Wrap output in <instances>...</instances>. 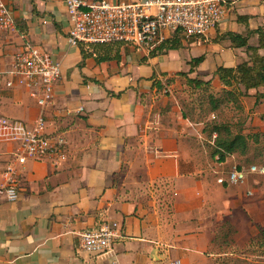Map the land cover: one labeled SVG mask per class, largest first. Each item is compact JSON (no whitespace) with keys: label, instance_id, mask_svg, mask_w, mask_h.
Wrapping results in <instances>:
<instances>
[{"label":"crops","instance_id":"crops-1","mask_svg":"<svg viewBox=\"0 0 264 264\" xmlns=\"http://www.w3.org/2000/svg\"><path fill=\"white\" fill-rule=\"evenodd\" d=\"M3 1L15 24L0 29V116L31 123L39 112L27 90L6 86L13 55L34 46L48 62L61 65L44 116L47 130L61 133L67 144L57 163L27 160L18 166L16 201L0 194V264H169L174 259L216 264V258L227 256L207 252L214 237L207 230L211 218L202 213L218 201L226 203L216 207L220 216L239 206L240 198L217 178L225 176L223 165L233 163L232 168L242 157H211L199 140L206 135L203 127L182 116L183 106L170 87L179 71L222 87L216 68L235 67L248 53L214 38L226 31L244 34L246 27L264 32V0H226L227 14L215 28L206 37L183 38L178 49L148 57V51L128 44L120 48L118 61L98 62L90 55L81 67L80 48L68 41L63 0ZM238 15L246 19L238 21ZM172 34L166 31L165 37ZM197 42L203 52L194 57H205L188 72L193 57L181 56L180 49ZM249 44H257L256 35ZM162 58L169 64L159 68ZM255 91L238 95L244 99L242 114L248 113V99L250 106L263 108L264 100L255 102ZM14 149L0 130V184ZM167 201L172 209L166 211ZM106 221L120 226L112 246L99 255L79 249L78 233Z\"/></svg>","mask_w":264,"mask_h":264},{"label":"built area","instance_id":"built-area-1","mask_svg":"<svg viewBox=\"0 0 264 264\" xmlns=\"http://www.w3.org/2000/svg\"><path fill=\"white\" fill-rule=\"evenodd\" d=\"M70 20L68 41L108 43L123 41L145 51L166 38V31L185 39L206 37L209 31L227 14L226 0H63ZM14 17L9 5L0 0V29L14 28ZM7 87L19 86L35 99L39 112L31 123L0 116V130L5 138L15 143L11 158L2 172L0 194L8 201L18 199V166L27 160H54L65 157L66 139L56 131H48L44 110L54 97V87L61 76L59 62H48L40 50L25 45L13 55ZM215 134L213 135V137ZM264 173L256 165H234L219 183L245 185L250 174ZM248 190V194H252ZM115 221L100 223L78 233L79 249L99 255L107 251L120 236ZM169 264H182L174 259Z\"/></svg>","mask_w":264,"mask_h":264},{"label":"rangeland","instance_id":"rangeland-1","mask_svg":"<svg viewBox=\"0 0 264 264\" xmlns=\"http://www.w3.org/2000/svg\"><path fill=\"white\" fill-rule=\"evenodd\" d=\"M198 44L200 46L201 43H191L193 46L189 48H193L192 50H189V48L180 49L181 56L191 58L203 52L201 48L196 46ZM168 64V60L162 58L158 67L163 68ZM174 79L170 91L178 98L183 109L187 111L190 121L198 123L199 127H203L206 122L216 120L233 123L235 130L238 128L237 123H241L244 132H259L260 137L256 146L258 150L255 151L254 144L251 142L249 151V157L256 153V158L251 162H244V157L242 160L235 159L234 161L236 163L239 161V164L246 167L256 165L258 171L260 168H264L262 164L264 162V103L263 108L259 109L258 104L250 106L252 101L246 100L249 109L247 114H242L241 111L245 107L244 99L239 100L238 105L234 103L225 104L212 112L206 102L207 96L209 94L219 96L221 87L210 84L205 88L195 89L187 84L186 79L180 75ZM200 99L204 103L200 104ZM240 107L243 108L240 109ZM199 140L205 143L210 153L207 142H212V137L209 140L207 135L204 134ZM229 164L223 165L221 168L225 176L231 170V164L233 163ZM228 188L232 197L240 198L239 206H231L230 212L220 216L217 215L216 207L220 208L226 203L218 201L215 207L210 208V211L202 213L207 216V219L211 218L208 220L207 230L214 237V245L207 252L227 253V256L216 258V264H264V173L255 172L250 174L245 185H229ZM248 190H252L253 193L248 194ZM167 210H170V208H166ZM160 264L165 263L162 261Z\"/></svg>","mask_w":264,"mask_h":264},{"label":"trees","instance_id":"trees-1","mask_svg":"<svg viewBox=\"0 0 264 264\" xmlns=\"http://www.w3.org/2000/svg\"><path fill=\"white\" fill-rule=\"evenodd\" d=\"M246 19V16L237 17L238 21ZM253 35L257 37V44L250 45L249 38ZM216 41L228 40L230 42V47L238 48L245 47L248 53V59L237 64L235 67H225L218 66L214 72V76L218 78L222 84L221 93L219 96L209 94L207 96V104L209 110L215 112L222 105L234 103L238 105L239 99L238 95L246 96L249 89H256L253 96L255 97V102L258 103L259 100H264V32L262 28L249 29L246 27V32L244 34L226 31L219 33L214 38ZM77 45L80 48L82 60L79 63V67L84 64V60L88 56H94L96 61L105 60H119L120 59V48L122 46H128V43L123 41H112L108 43H84L79 42ZM183 37L176 30L170 37L162 39L153 48L149 49L148 57H154L166 53L168 50L178 49L183 47ZM263 50L262 53L259 50ZM205 55L201 54L197 57H193L189 60L190 68L188 72L194 71L196 66L204 60ZM145 60V57L142 58ZM186 72L179 71L176 75L186 77V82L195 89L205 88L211 84V79L202 80L198 77H187ZM96 81L95 79H91ZM168 82L171 81L170 77L167 79ZM97 82V81H96ZM154 86L157 85L161 87L159 82L154 81ZM242 87V89L240 88ZM262 88V89H261ZM200 104L204 103L202 99L199 100ZM182 116L189 119V114L182 107ZM190 120V119H189ZM238 128L234 129L233 123L227 121H216L211 120L204 123L202 131L206 133L207 138L211 140L213 134L215 136L212 138V143L207 142V146L210 149L211 157H216L218 161H223L227 155L238 154L245 161L251 162L256 158V153L249 157V151L251 149V142L254 144L253 148H256L259 141V132L251 133L244 132L243 127L240 123ZM264 165V162L262 163ZM239 167L244 165L238 164ZM167 193L165 195L168 196ZM167 198V197H166ZM168 204V201H167ZM168 204V207H171ZM264 236V235H263Z\"/></svg>","mask_w":264,"mask_h":264}]
</instances>
